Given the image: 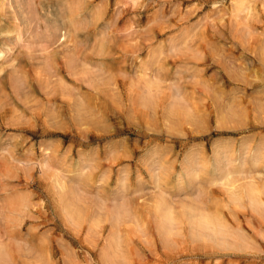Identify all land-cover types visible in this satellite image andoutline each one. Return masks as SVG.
Instances as JSON below:
<instances>
[{"label": "rangeland", "instance_id": "1", "mask_svg": "<svg viewBox=\"0 0 264 264\" xmlns=\"http://www.w3.org/2000/svg\"><path fill=\"white\" fill-rule=\"evenodd\" d=\"M0 264H264V0H0Z\"/></svg>", "mask_w": 264, "mask_h": 264}, {"label": "bare ground", "instance_id": "2", "mask_svg": "<svg viewBox=\"0 0 264 264\" xmlns=\"http://www.w3.org/2000/svg\"><path fill=\"white\" fill-rule=\"evenodd\" d=\"M68 214H69V213H68ZM197 225H198V224H197ZM202 225H203V226L205 225V228L209 226L208 223H206V222H203ZM195 226H196V225H195ZM205 228H204V229H205ZM195 231H196V230H195ZM201 232H202V231H201ZM215 232H216V231H215ZM215 234H217V236H218V233H215ZM230 236H231V235H230ZM230 236H229V238L232 237V236H231V237H230ZM241 238H243V237H241ZM223 239L225 240V238H223ZM234 239H235V238H234ZM238 239H239V237H238ZM236 241H237V238H236ZM240 242H241V241H240ZM242 242H243V241H242ZM225 245H226V244H225Z\"/></svg>", "mask_w": 264, "mask_h": 264}]
</instances>
